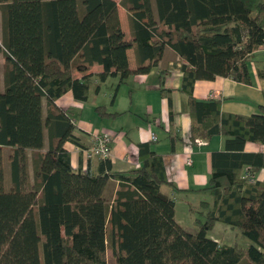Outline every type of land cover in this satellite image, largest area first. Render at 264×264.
<instances>
[{
  "label": "trees",
  "instance_id": "1",
  "mask_svg": "<svg viewBox=\"0 0 264 264\" xmlns=\"http://www.w3.org/2000/svg\"><path fill=\"white\" fill-rule=\"evenodd\" d=\"M120 3L129 38L115 0H0V264H108V249L113 264H264V178L251 177L264 168V151L244 150L247 141L264 144V103L257 113H226L221 99L193 95L196 79L249 80L246 61L264 42V0ZM165 46L185 60L190 140L225 136L203 187L212 199L190 207L194 232L176 221L175 200L160 186L178 188L148 143H138L137 167L117 170L101 158L95 173L74 168L65 142H78L75 124L54 102L67 90L86 99L92 76L121 81L148 71ZM94 64L102 69L88 72ZM217 221L237 230L233 244L208 236Z\"/></svg>",
  "mask_w": 264,
  "mask_h": 264
},
{
  "label": "crops",
  "instance_id": "2",
  "mask_svg": "<svg viewBox=\"0 0 264 264\" xmlns=\"http://www.w3.org/2000/svg\"><path fill=\"white\" fill-rule=\"evenodd\" d=\"M115 1L118 4L121 28L125 37L129 38L131 29L128 12L120 3L121 0ZM126 53L130 68H135V47H128ZM184 61L170 46H165L157 64L148 71L131 73L121 81L117 75L100 82L92 76L93 81L86 99H78L71 90H67L54 102L68 112L75 124L78 142H65L74 168H88L94 173L98 171L101 158L93 156L86 159L82 151V148L92 144L94 132L112 135L109 160L112 168L117 170L139 166L138 143H148L150 150L161 155L167 178L178 188L174 189L168 184L160 186L164 194L175 200L176 221L188 231L194 232L195 212L190 207L196 208L201 200L212 199L210 192L203 187L207 185L211 173V154L224 148L225 136L215 134L204 138L202 143L190 140L191 118L186 99L180 90L183 73L180 64ZM246 67L249 80H236L223 75H217L213 79H196L193 95L197 99H221L222 112H259V105L264 103V42L250 54ZM101 69L99 64H94L88 72L95 73ZM76 76L81 77L82 74L76 72ZM2 78L3 60L2 65L0 62L1 87ZM152 134L156 135V139L151 138ZM4 149H7L8 154L9 148H3L5 163L4 157L7 155ZM244 150L264 151V144L247 141ZM188 157L191 158L190 163L186 162ZM7 164L9 167V163ZM251 177L262 180L264 168ZM115 186V180L107 183L105 192L110 198ZM222 228L223 232L220 233L210 230L208 236L220 244H233V231L226 226ZM231 236L233 239L229 238Z\"/></svg>",
  "mask_w": 264,
  "mask_h": 264
},
{
  "label": "built area",
  "instance_id": "3",
  "mask_svg": "<svg viewBox=\"0 0 264 264\" xmlns=\"http://www.w3.org/2000/svg\"><path fill=\"white\" fill-rule=\"evenodd\" d=\"M152 139H156V135L152 134ZM111 141L112 135L106 132H94L92 144L88 147L82 148L85 158L98 156L100 158H109L111 155ZM198 143H202V138H196ZM187 163L191 162V158H187Z\"/></svg>",
  "mask_w": 264,
  "mask_h": 264
},
{
  "label": "rangeland",
  "instance_id": "4",
  "mask_svg": "<svg viewBox=\"0 0 264 264\" xmlns=\"http://www.w3.org/2000/svg\"><path fill=\"white\" fill-rule=\"evenodd\" d=\"M0 26H1V24H0ZM2 60H3V58H2V52H0V62H1V65H2ZM4 153H5V155H7V149H4ZM4 160L6 161L4 164H5V168H4V174H5V184H6V186H9V184H10V179H9V167H8V164L7 163H9V161L7 160V157L5 156L4 157ZM219 222V221H218ZM224 225V226H223ZM226 226V228H228V229H231L232 231H233V235H234V242L236 241V237H237V235H236V233H237V230H235V229H233V228H231L229 225H225L224 223H215L214 224V226H213V228L211 229V231L213 232V233H220V231L221 232H223L222 231V227H225ZM230 228H229V227ZM229 238H231V239H233V236H231V237H229ZM239 242L241 241V239H239L238 240ZM107 254H108V264H113V262H112V260H111V252H110V250L108 249L107 250ZM240 264H243V262H241Z\"/></svg>",
  "mask_w": 264,
  "mask_h": 264
}]
</instances>
